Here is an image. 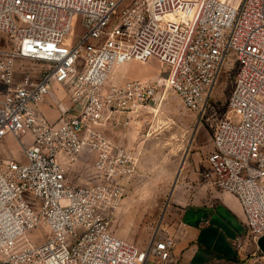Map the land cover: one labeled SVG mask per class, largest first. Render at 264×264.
Wrapping results in <instances>:
<instances>
[{
  "label": "built area",
  "instance_id": "obj_1",
  "mask_svg": "<svg viewBox=\"0 0 264 264\" xmlns=\"http://www.w3.org/2000/svg\"><path fill=\"white\" fill-rule=\"evenodd\" d=\"M185 2L0 0V152L9 136L23 151L0 163V264H176L178 233L138 246L112 226L134 161L112 131L141 118L161 86L112 76L151 58L198 112L223 69H235L207 177L244 210L247 233L234 244L251 255L232 264H264L246 247L264 236V0H198L193 18L180 20ZM55 84L71 105L51 120L40 107ZM87 159L90 176L76 183L72 173ZM38 229L42 239L31 236Z\"/></svg>",
  "mask_w": 264,
  "mask_h": 264
},
{
  "label": "rangeland",
  "instance_id": "obj_2",
  "mask_svg": "<svg viewBox=\"0 0 264 264\" xmlns=\"http://www.w3.org/2000/svg\"><path fill=\"white\" fill-rule=\"evenodd\" d=\"M197 6L198 0H186L175 15L180 20L193 18ZM23 65L36 66L29 61H24ZM162 69L163 65L155 58L146 62L133 59L119 66L112 76L115 82L142 79L158 81L161 85L160 97L145 109L141 118L112 131L115 141L134 157L132 175L126 180L124 194L112 211V226L118 236L138 246L147 245L156 234L178 233L182 223L180 208L189 193L207 183V179L211 180L207 173L211 169L208 157L213 149V134L218 122L228 114L236 73L235 69H223L204 111L198 112L187 108L161 75L157 79L148 78ZM4 90L0 82V99ZM61 103L67 108L71 100L62 87L55 84L43 104L61 113ZM27 140L29 137L24 141ZM22 152L19 140L9 136L3 143L0 163L11 157L20 158ZM86 162L72 173L76 183H83L90 176L93 160ZM43 232L38 229L31 236L42 239ZM252 247L262 254L258 246H250V250Z\"/></svg>",
  "mask_w": 264,
  "mask_h": 264
},
{
  "label": "crops",
  "instance_id": "obj_3",
  "mask_svg": "<svg viewBox=\"0 0 264 264\" xmlns=\"http://www.w3.org/2000/svg\"><path fill=\"white\" fill-rule=\"evenodd\" d=\"M160 73L158 71L148 78L157 79ZM40 108L51 120L60 114L59 109L46 104ZM180 218L183 224L174 249L176 264H232L238 257L251 255L239 251L234 244L237 237L244 238L247 233L239 199L218 189L211 180L207 179V183L189 193L180 208ZM253 250L252 247L250 251Z\"/></svg>",
  "mask_w": 264,
  "mask_h": 264
},
{
  "label": "water",
  "instance_id": "obj_4",
  "mask_svg": "<svg viewBox=\"0 0 264 264\" xmlns=\"http://www.w3.org/2000/svg\"><path fill=\"white\" fill-rule=\"evenodd\" d=\"M164 76L167 77L168 76V72H165ZM258 248L261 251V253L264 254V236L259 239Z\"/></svg>",
  "mask_w": 264,
  "mask_h": 264
},
{
  "label": "bare ground",
  "instance_id": "obj_5",
  "mask_svg": "<svg viewBox=\"0 0 264 264\" xmlns=\"http://www.w3.org/2000/svg\"><path fill=\"white\" fill-rule=\"evenodd\" d=\"M173 16H175V15H173V14H169V15H167L165 18H171V17H173ZM164 81H167L166 79H164V78H162Z\"/></svg>",
  "mask_w": 264,
  "mask_h": 264
}]
</instances>
